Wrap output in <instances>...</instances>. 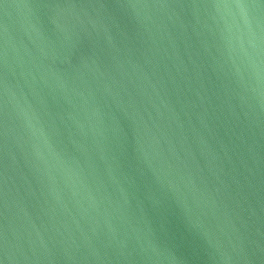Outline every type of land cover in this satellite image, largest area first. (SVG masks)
I'll return each mask as SVG.
<instances>
[{"label":"water","instance_id":"95a60500","mask_svg":"<svg viewBox=\"0 0 264 264\" xmlns=\"http://www.w3.org/2000/svg\"><path fill=\"white\" fill-rule=\"evenodd\" d=\"M0 264H264V0H0Z\"/></svg>","mask_w":264,"mask_h":264}]
</instances>
